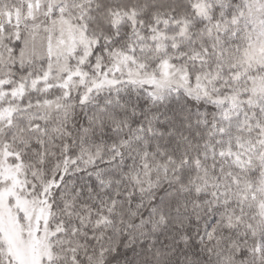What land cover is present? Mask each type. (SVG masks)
Segmentation results:
<instances>
[{"label":"snow or ice","instance_id":"snow-or-ice-1","mask_svg":"<svg viewBox=\"0 0 264 264\" xmlns=\"http://www.w3.org/2000/svg\"><path fill=\"white\" fill-rule=\"evenodd\" d=\"M0 264H264V0H0Z\"/></svg>","mask_w":264,"mask_h":264}]
</instances>
